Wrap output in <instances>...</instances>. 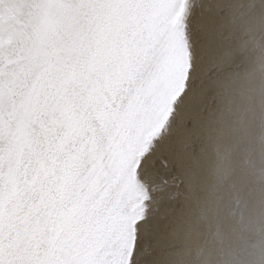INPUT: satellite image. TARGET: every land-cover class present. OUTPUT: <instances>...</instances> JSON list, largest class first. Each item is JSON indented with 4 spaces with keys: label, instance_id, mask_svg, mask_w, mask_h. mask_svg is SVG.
Returning <instances> with one entry per match:
<instances>
[{
    "label": "snow or ice",
    "instance_id": "1",
    "mask_svg": "<svg viewBox=\"0 0 264 264\" xmlns=\"http://www.w3.org/2000/svg\"><path fill=\"white\" fill-rule=\"evenodd\" d=\"M235 7L32 0L24 62L0 59V264H202L176 242L206 214L187 185L206 104L250 45V106L229 136L264 161V24L239 37Z\"/></svg>",
    "mask_w": 264,
    "mask_h": 264
},
{
    "label": "bare ground",
    "instance_id": "2",
    "mask_svg": "<svg viewBox=\"0 0 264 264\" xmlns=\"http://www.w3.org/2000/svg\"><path fill=\"white\" fill-rule=\"evenodd\" d=\"M226 2L236 6L230 10V14L235 16L237 35L254 40L264 24V0ZM250 5L254 7H249ZM31 12L32 0H0V37L3 38L0 59L8 62L10 68L16 67L17 62H24L26 36L31 31ZM255 57L256 51L251 45L247 52L234 53L230 67L221 77L224 82V87L221 88L222 97L239 103L251 95L252 85L247 77L257 67ZM4 91L7 103V83ZM239 116L232 121L239 119ZM262 169L264 161L260 158L259 145L252 144L250 138L243 133L229 136L228 122L216 145L215 181L205 191L200 192L206 214L204 218L193 221L190 226V230L206 228L221 237L229 217H235L242 232L236 246L238 250H243L249 264H264V224H261L264 219V207L261 205L264 198ZM194 253L202 264H207L209 257L206 252ZM226 258L234 259L235 255L229 253Z\"/></svg>",
    "mask_w": 264,
    "mask_h": 264
},
{
    "label": "clouds",
    "instance_id": "3",
    "mask_svg": "<svg viewBox=\"0 0 264 264\" xmlns=\"http://www.w3.org/2000/svg\"><path fill=\"white\" fill-rule=\"evenodd\" d=\"M250 106V102L242 100L235 105L231 100L215 96L208 100V112L205 117L206 130L202 138V150L193 162L196 165L195 174L187 185L189 188L205 191L215 181L216 145L224 130L225 125L239 116ZM230 108L232 115H230ZM242 232L239 222L230 216L221 237L216 236L206 228L192 229L186 240L182 241L191 246L192 251L206 252L209 259L207 264H249L243 250H238L236 242ZM229 253L235 255L234 259L226 258Z\"/></svg>",
    "mask_w": 264,
    "mask_h": 264
}]
</instances>
